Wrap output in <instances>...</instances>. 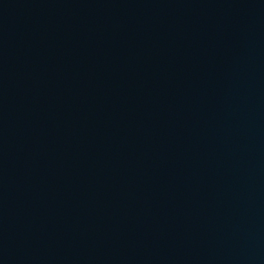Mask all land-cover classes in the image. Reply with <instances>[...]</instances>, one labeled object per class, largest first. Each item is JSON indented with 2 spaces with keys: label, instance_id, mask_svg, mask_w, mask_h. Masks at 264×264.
I'll return each instance as SVG.
<instances>
[{
  "label": "water",
  "instance_id": "water-1",
  "mask_svg": "<svg viewBox=\"0 0 264 264\" xmlns=\"http://www.w3.org/2000/svg\"><path fill=\"white\" fill-rule=\"evenodd\" d=\"M0 264H264V0H0Z\"/></svg>",
  "mask_w": 264,
  "mask_h": 264
}]
</instances>
